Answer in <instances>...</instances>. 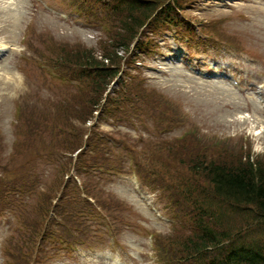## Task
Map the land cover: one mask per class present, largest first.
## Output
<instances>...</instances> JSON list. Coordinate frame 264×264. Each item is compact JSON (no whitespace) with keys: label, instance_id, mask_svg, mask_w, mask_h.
<instances>
[{"label":"rangeland","instance_id":"rangeland-1","mask_svg":"<svg viewBox=\"0 0 264 264\" xmlns=\"http://www.w3.org/2000/svg\"><path fill=\"white\" fill-rule=\"evenodd\" d=\"M208 1L210 0H184V13L200 23H208L210 18L218 15L229 16L225 13L226 11L232 13V18H236L241 11L250 13L254 18V23L240 22L238 24L235 20L229 24L228 28L231 32L226 35H230L228 37L230 40H237L238 43L261 53V56L264 57V7L254 9L241 3L236 5V9L228 10L215 5L217 1L220 4H225L223 0H211V3H208ZM229 1L231 2L232 0ZM36 2V0H0V43H12L13 47L18 43L22 44L20 53L17 52L7 61L0 62V179L2 171L6 168V163L7 165L18 166L31 162L32 150L29 149V142L27 144L25 136H21L22 139H19L21 142L19 145L13 146L17 129L13 124V122L16 123L15 119L19 120V126H21L26 120H30L33 117L39 118L42 114L48 113L49 106L58 103L62 98V96L48 98L43 90L44 88L38 86V82L35 79L25 76L27 68L34 67L42 55L31 51L30 48L33 44L29 43V50L33 53V56H29L27 60L25 43L32 27L44 33L49 31L53 35V38H50L47 34L44 47V56L53 65L54 63L56 64V58L49 52V48L54 45H58V53L61 58L85 55L87 52H92L91 55L100 60L103 54L106 53L104 48L108 47L106 45L109 42V37L115 35L116 39L119 38L121 40L130 35L125 31L126 26L123 28V25H121V20L114 22V26L108 25L101 31L95 30L91 32V30L88 31L86 28L73 23L72 21L75 17L69 21H57L55 17L51 16L50 12L39 10L38 8L41 6ZM195 5H198V7L194 8ZM171 47H177L172 40L163 48L164 55L160 56L159 60H168L166 56L169 54ZM108 50L111 53L115 52L113 47H109ZM30 52L28 51L27 54L30 55ZM241 61L245 63L244 67L240 65ZM262 67L261 64H256L252 60L243 58V60L232 63L228 68L244 73V78L247 81H258L259 78L256 77L255 72L262 69ZM147 74L151 77H156V79H150V83L159 88L160 92H164L165 97L173 99L178 109L184 107L187 109L192 117L189 120L190 123L197 124V128L200 127L199 129H201L202 133L199 135L201 138H206V135L209 137L220 135L213 138L217 145L222 147L228 161H236L246 155H253L255 159L264 161V117L262 114L257 115L254 112L251 115L252 118L246 119L247 116L243 115L244 109L242 108L243 101L255 99L253 96L256 88L255 84H246L252 90L241 93L224 81L221 84L216 82H191L188 80L183 82L182 79L180 81L166 79L164 75L156 74L153 71L147 72ZM245 127L252 128L249 130L250 133L245 131ZM102 128L112 131L118 130L108 125H103ZM120 129L123 131L117 133L122 135L133 134L132 131L134 130L125 127ZM194 132H197V130ZM240 135H243L242 140L248 143V148L243 154L240 149L242 145L236 144L234 140V136ZM228 137L232 140H229ZM26 144L27 146H25ZM154 146L155 144L152 147ZM178 149H174L171 152ZM186 154L184 160L187 161L188 151H186ZM205 154L212 156L207 150H205ZM214 154L217 156V152ZM207 158L214 160L220 157ZM201 178L203 189L209 190L208 185L204 182L203 174ZM7 183L8 189L6 187ZM7 183L4 185L3 192H0V200L6 197V193L10 189V177H8ZM121 190H126V188L123 186L112 188V191L116 193ZM128 199L135 205L137 213L132 208L131 213L137 219L139 218L143 221L141 226L144 231H151V228L162 229V223L159 220L151 217L148 212L140 209L130 198ZM228 216L229 223L226 229L243 233L246 231V223L249 220H242L238 216L233 215ZM18 228V222L16 221L12 229H1L3 236L0 241L5 239V245H8L7 239L10 240L11 238L8 235L14 232L17 233L14 238L23 236V231H17ZM18 240L20 241V238ZM9 244L11 245L10 241ZM32 245H34V241H32ZM21 250L22 252H18V258L21 262L26 261V256L29 253L31 255L34 254L33 248L29 251L26 248ZM35 256L36 254L33 255V257ZM1 259L0 255V263L3 264Z\"/></svg>","mask_w":264,"mask_h":264},{"label":"trees","instance_id":"trees-1","mask_svg":"<svg viewBox=\"0 0 264 264\" xmlns=\"http://www.w3.org/2000/svg\"><path fill=\"white\" fill-rule=\"evenodd\" d=\"M76 134L77 132L72 137L75 138ZM241 165H218L212 162L205 172L210 175L219 194L238 204L254 206L262 218L264 217V166H262L264 164L253 165L248 162ZM232 261L235 264H264V253L246 252Z\"/></svg>","mask_w":264,"mask_h":264},{"label":"bare ground","instance_id":"bare-ground-1","mask_svg":"<svg viewBox=\"0 0 264 264\" xmlns=\"http://www.w3.org/2000/svg\"><path fill=\"white\" fill-rule=\"evenodd\" d=\"M0 48H1V50L0 51H5V50H7L8 49V44H6V43H0Z\"/></svg>","mask_w":264,"mask_h":264}]
</instances>
